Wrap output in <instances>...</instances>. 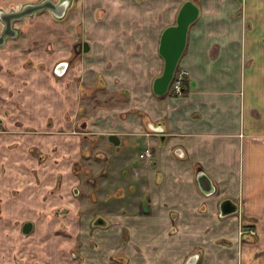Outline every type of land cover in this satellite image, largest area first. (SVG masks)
Wrapping results in <instances>:
<instances>
[{
	"label": "crops",
	"instance_id": "crops-1",
	"mask_svg": "<svg viewBox=\"0 0 264 264\" xmlns=\"http://www.w3.org/2000/svg\"><path fill=\"white\" fill-rule=\"evenodd\" d=\"M184 1L94 0L85 13L105 16L82 25L91 37L56 34L51 49L22 28L0 47V226L31 223L18 231L41 255L81 235L91 200L110 211L108 197L79 189L82 162L99 159L142 194L132 215L84 231L96 259L120 247L125 226L133 264H264V0L194 2L177 65L184 93L156 95L160 36ZM146 149L152 158L139 157Z\"/></svg>",
	"mask_w": 264,
	"mask_h": 264
},
{
	"label": "rangeland",
	"instance_id": "rangeland-1",
	"mask_svg": "<svg viewBox=\"0 0 264 264\" xmlns=\"http://www.w3.org/2000/svg\"><path fill=\"white\" fill-rule=\"evenodd\" d=\"M44 1H50L54 5L64 4L66 6L64 13L61 15H56L50 9L43 8L36 10L31 14L25 15L18 20H14V25L18 31V36H20V33L23 34V30H21L22 28H24V30L28 29V33L33 38L41 39L42 43L47 48L51 49L52 42L53 39H55L54 37H56V34H59V37H91L89 35V31H85L82 25H84L86 22H91L90 20H93L94 22L95 17L103 18L105 16V14L101 12H99V14L98 12L97 14L85 13L86 9H88L86 8L87 5H89V3L94 0H0V15L10 11L20 12L26 6L38 5ZM191 1L197 4L200 0ZM209 4L211 5L212 3L210 2ZM86 15L90 16L87 20L85 19ZM2 22L3 21L0 18V31ZM66 22L79 23V25H77L76 28L73 25L70 27ZM63 23L65 24L63 25ZM56 24H58V26ZM82 164L83 169L86 168V171L81 173V183L79 188L81 195L88 198L91 197L92 199H100L104 196H106V198L108 197L107 199L105 198L107 201L106 203H108L107 208L110 210L108 214H104L101 211V207L97 204L100 202H96L97 200H91L92 205L87 206V208L89 207L93 209V213L96 215L91 221L87 220V222H85L84 226L86 228L84 227L82 229L81 235L79 233L80 230H74V232L77 233V236L74 238L66 235V237H62L60 239L61 255L49 254L47 251L41 255L39 252H37V248L34 247V245H36V240L33 241V239H31L29 242L25 241L24 238L26 237L21 231H18V225L20 226V224H25L21 223L20 220L14 221L15 225H17V230L15 229L16 231H14V233H12V229H9L8 227H2L3 224H5L3 222L0 226V264H133L131 253L132 247H129V252L127 251V248L123 247L126 245H133L131 242L132 237H129L130 235L126 232L127 228H125V226L124 229L122 228L124 232L122 234V243L120 244V247L114 249L113 251H108L107 254L99 255L102 256L101 259H96L99 252L97 251L98 248L90 250V242L92 241V243L96 244V240L91 239V237L85 234L84 231H87L88 229L94 230L97 228V226H95L98 224L97 222L102 219L107 221L108 224H110V227H112L113 221L116 219L117 215L125 217L132 215L136 209L134 195L142 194V191L135 190V188H133L131 191L126 190L125 179L127 180V178L122 179L124 178L123 175H119L118 173L115 175H109L108 172H105L104 175L105 170L102 168V163L99 159L95 162L90 161L88 164L82 162ZM108 175L111 176V179L108 181L105 180L106 182H103L102 178H105ZM120 179H122V181ZM87 182H90V184ZM118 185L124 186H119L118 189L116 188ZM122 194L124 198L121 200V202H117L115 198H121ZM143 196H145V194ZM81 207V210L84 211L86 208V202L81 203ZM138 211L140 214H145L142 209H139ZM12 223L13 222H11V224ZM56 223L57 221H55V224ZM59 224H61V227L64 229L72 231V226L69 227L68 222L63 221ZM45 226L46 225L42 224V222H39L37 226L38 232L40 230L42 231ZM241 229L242 228L240 227L238 234ZM10 234L14 236L10 237ZM254 235L255 234L250 236L253 237ZM97 240L99 241V238H97ZM49 242H45L44 246L46 247ZM66 250H68L67 254ZM89 251L93 253L90 254L88 253ZM92 257L95 259L93 262L91 260Z\"/></svg>",
	"mask_w": 264,
	"mask_h": 264
},
{
	"label": "water",
	"instance_id": "water-1",
	"mask_svg": "<svg viewBox=\"0 0 264 264\" xmlns=\"http://www.w3.org/2000/svg\"><path fill=\"white\" fill-rule=\"evenodd\" d=\"M65 7L66 6L64 4L54 5L50 1H44L38 5L26 6L20 12L17 11L11 13H2L0 18L5 23L6 28H8L10 27L11 20L22 18L36 10L48 8L54 14L61 15L64 13ZM198 12V6L194 2L191 0L184 1L177 13L175 23L166 27L162 31L158 46V53L163 59V70L153 82V92L156 95H163L167 92L168 87L173 79L179 59L186 45L188 28L198 17ZM1 122L2 120L0 119V123ZM108 141L114 145L119 143V139L115 134L108 135ZM197 181L205 192H210L212 190L205 186L210 182L208 177L202 172L198 174ZM30 228L31 223H25L23 232H29Z\"/></svg>",
	"mask_w": 264,
	"mask_h": 264
},
{
	"label": "built area",
	"instance_id": "built-area-1",
	"mask_svg": "<svg viewBox=\"0 0 264 264\" xmlns=\"http://www.w3.org/2000/svg\"><path fill=\"white\" fill-rule=\"evenodd\" d=\"M187 78V71L183 69H178L171 81V93L174 95H182V84ZM152 156L151 151L149 149H146L144 153H141L139 155L140 158H150ZM239 234H248L253 235L255 234L254 230L252 228H243L239 231Z\"/></svg>",
	"mask_w": 264,
	"mask_h": 264
},
{
	"label": "flooded vegetation",
	"instance_id": "flooded-vegetation-1",
	"mask_svg": "<svg viewBox=\"0 0 264 264\" xmlns=\"http://www.w3.org/2000/svg\"><path fill=\"white\" fill-rule=\"evenodd\" d=\"M11 12H16V11H10V12H8V13H11ZM6 13H7V12H6ZM14 20H18V19H13V20H11L10 27H8V28H6L4 22L1 23L2 27H1V31H0V47L4 46L5 43H6L8 40L17 37V35H18V31H17V29H16V27H15V25H14V23H15ZM177 70H178V69H177ZM177 70H176V71H177ZM183 83H184V82H183ZM181 88H182V87H181ZM167 91H170V92H171V83H170V85H169ZM183 93H184V92H182V94H183ZM0 119H1V117H0ZM1 120H2V119H1ZM1 123H2V122H1ZM242 235H243V234H242ZM247 235H248V234H247ZM249 236H250V235H249Z\"/></svg>",
	"mask_w": 264,
	"mask_h": 264
},
{
	"label": "trees",
	"instance_id": "trees-1",
	"mask_svg": "<svg viewBox=\"0 0 264 264\" xmlns=\"http://www.w3.org/2000/svg\"><path fill=\"white\" fill-rule=\"evenodd\" d=\"M182 92H184V90H183V84H182Z\"/></svg>",
	"mask_w": 264,
	"mask_h": 264
}]
</instances>
